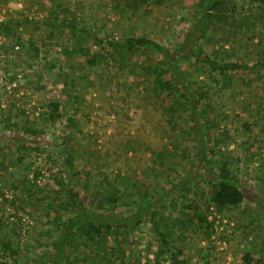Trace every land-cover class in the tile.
Instances as JSON below:
<instances>
[{
    "label": "rangeland",
    "instance_id": "rangeland-1",
    "mask_svg": "<svg viewBox=\"0 0 264 264\" xmlns=\"http://www.w3.org/2000/svg\"><path fill=\"white\" fill-rule=\"evenodd\" d=\"M206 1L145 0L135 10L133 0H0V134L8 137L0 141V220L6 224L0 241L20 248L14 257L7 253L10 264H48L52 234L61 227L52 203L65 194L66 172L79 171L82 190L96 198L104 193L109 203H117L123 183L129 191L140 188V196L125 194L122 209L153 203L155 220L122 227L116 247L124 261L118 248L103 257L97 243L78 236L74 264H175L160 254L157 223L186 264H247L249 250L254 264H264V212L254 201L264 193V70L196 76L195 58L177 57L192 87L205 93L203 131L195 136L179 93L157 98L138 75L140 65L160 55L146 48L123 55L109 44L124 35L148 36L175 51ZM236 2L237 17L264 14V0ZM227 28L234 33L209 30L196 49L219 61L264 60V21ZM95 53L106 56L92 65ZM66 76L72 78L67 84ZM57 99L62 114L50 121L48 104ZM27 125L43 129L45 141L23 151ZM222 159L248 195L219 211L212 184L195 172ZM197 213L206 218L203 228ZM111 233L106 229L107 247L116 244Z\"/></svg>",
    "mask_w": 264,
    "mask_h": 264
},
{
    "label": "trees",
    "instance_id": "trees-1",
    "mask_svg": "<svg viewBox=\"0 0 264 264\" xmlns=\"http://www.w3.org/2000/svg\"><path fill=\"white\" fill-rule=\"evenodd\" d=\"M139 1L145 0H133L132 7L137 9ZM165 0H154L156 4H161ZM206 1V0H205ZM204 10L191 27L182 35L178 42L175 51L166 48L162 43L148 36H126L122 37V41L114 42L109 41V44H117L119 49L124 54H133L141 48L153 50L155 53L160 55V59L151 58L147 64L139 66L140 71L138 75H144L151 85V92L157 97H166L168 94L179 93V98L184 100V108L189 121L193 124V130L195 136L202 134L204 126V116L202 114V107L205 98V93L200 92L198 88L192 87V79L189 77L188 72L180 71L177 64L176 58L183 55L192 56L195 58V72L196 76L207 73H220L221 75L226 73H233L239 71H256L264 70V60H257L254 62H245L244 60H223L219 61L216 57L211 55L202 54L196 49V43L201 37L209 30L222 29L230 34L234 33L233 29L228 30L227 25L230 24L232 27L241 28L244 25L256 24L258 21H264V14L260 11L255 14H244L243 16L237 17V2L236 0H209L206 1ZM252 19V20H251ZM90 36H94L89 32ZM256 36V33H252V38ZM99 41H104V36H99ZM82 46V45H81ZM83 49V47H80ZM38 52V49H37ZM106 56L104 53H95L90 59L91 64L98 62L100 58ZM136 66V65H135ZM138 67V66H136ZM65 77V84L67 79ZM72 79V78H71ZM68 79V81H71ZM66 87H63V89ZM176 96V94H175ZM260 102L264 103V96L261 95ZM61 102L60 100H51L48 104L50 112L48 119L53 121L57 117H60L61 113ZM264 116V113H263ZM45 131L38 129L31 125L26 127V137L24 138V150L26 148H32L30 143L45 141L43 135ZM8 138L7 136L0 134V141ZM36 150L39 149L35 146ZM62 159L61 153L58 156ZM66 166L71 165V160L68 157L65 159ZM82 172L68 173L66 172V180L64 183L65 194L57 195V199L52 203V206L61 214V227L58 232L53 235V242L50 245L47 253L48 264H74L72 259V246L78 236L87 235L89 237V246L93 245V242L100 246V250L103 253V257L106 256L110 251L116 252V247L119 243L120 234L122 227H131L133 224L145 221L155 220L154 208L152 204L146 206L141 203L132 211H126L122 207L128 206L127 202L124 201V196L127 192L136 193L139 196L142 194L140 188L133 187V190H128L125 183L120 189L119 193H116L117 203L110 202L109 198L103 193L100 198H96L94 194L85 192L80 187V179ZM195 175L200 178L208 180L213 187L212 201L219 211L226 208H232L239 206L245 202L248 195V189L246 184L238 178V175L233 172L229 166L228 159H222V162L218 167L212 166L211 163L206 161L200 172H195ZM97 194H101L100 191ZM116 196V195H115ZM258 208L264 212V193L256 194L254 197ZM104 203L109 205L106 207ZM104 210H101L102 208ZM101 208V209H100ZM197 222L201 228L204 227L206 218L201 214L196 215ZM6 224L0 220V236L4 232ZM157 227V234L163 247L162 253L168 254V258L175 264H186L185 259H181L182 251L170 242L165 235L164 231L161 230L159 223L155 225ZM106 229H111L112 238L115 239V246H105L104 239L106 237ZM93 230L97 234H92ZM15 245V246H14ZM120 251L121 260H123V253L121 248ZM14 257L19 255L20 248L19 244H14L10 239L1 242L0 241V264H10L6 257ZM254 252L251 250L245 253V262L247 264H254ZM110 264H121L120 262H111Z\"/></svg>",
    "mask_w": 264,
    "mask_h": 264
},
{
    "label": "built area",
    "instance_id": "built-area-1",
    "mask_svg": "<svg viewBox=\"0 0 264 264\" xmlns=\"http://www.w3.org/2000/svg\"><path fill=\"white\" fill-rule=\"evenodd\" d=\"M2 10H0V21H2L3 15H2Z\"/></svg>",
    "mask_w": 264,
    "mask_h": 264
}]
</instances>
